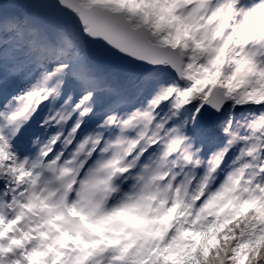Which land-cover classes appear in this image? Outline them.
Wrapping results in <instances>:
<instances>
[{
	"label": "snow or ice",
	"instance_id": "snow-or-ice-1",
	"mask_svg": "<svg viewBox=\"0 0 264 264\" xmlns=\"http://www.w3.org/2000/svg\"><path fill=\"white\" fill-rule=\"evenodd\" d=\"M0 264H264V0H0Z\"/></svg>",
	"mask_w": 264,
	"mask_h": 264
}]
</instances>
